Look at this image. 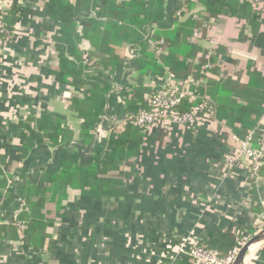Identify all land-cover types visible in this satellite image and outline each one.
<instances>
[{
    "label": "crops",
    "instance_id": "0c3cea01",
    "mask_svg": "<svg viewBox=\"0 0 264 264\" xmlns=\"http://www.w3.org/2000/svg\"><path fill=\"white\" fill-rule=\"evenodd\" d=\"M89 1V9L75 18L73 43L85 67L82 73L94 72L108 81L102 114L107 111L123 120V87L141 88L145 103L168 74L159 76L153 68L143 72L141 56L135 50L136 58L130 59V49L145 42L147 34L164 29L155 25L139 29L134 44L111 47L122 64L114 69L100 66L79 30L94 12L98 15L89 18L105 22V0ZM175 1L182 2L166 0L168 15ZM16 6L12 37L0 46V264H168V260L184 264L186 256L176 254L184 240L256 232L264 216V160L258 176L251 179L246 159L235 155L238 146L231 136L241 138L245 132L241 122L252 114L254 118L249 106L261 103L263 112L253 129L255 144L261 140L264 144V4L242 17L202 21L198 38L190 41L189 69L172 66L177 84H188L218 107V116L201 118L190 127H151L126 171L119 197L84 198L67 187L60 203L51 205L50 224L33 234L32 241L8 218L17 200L26 202L25 192L41 168L49 164L53 171L72 155L74 160H89V148L105 145L109 133L86 146L78 139L83 120L71 102L81 91L52 75L61 62L55 48L59 26L45 18L46 0H16ZM201 11L197 7L193 12ZM187 18L170 16L162 25L172 29ZM210 40L215 50L210 72L205 73L203 58ZM178 55L164 57L166 63ZM64 58L72 61L67 53ZM236 106L242 107V121L231 115ZM42 116L61 120L62 128L72 132V140L66 142L78 145L70 148L71 155L63 145L47 144L40 131ZM258 209L263 212H255ZM246 264H264V243L254 248Z\"/></svg>",
    "mask_w": 264,
    "mask_h": 264
},
{
    "label": "trees",
    "instance_id": "16d2710c",
    "mask_svg": "<svg viewBox=\"0 0 264 264\" xmlns=\"http://www.w3.org/2000/svg\"><path fill=\"white\" fill-rule=\"evenodd\" d=\"M89 2V0H46L44 9L45 18L56 21L59 26V31L55 37L59 46L55 48L59 52L61 62L59 71L53 72L52 75L59 83L81 91V96L72 100L71 109L83 120L78 139L85 146L96 136L95 125L103 112L104 94L109 89L108 81L101 78V75L94 72L82 73L85 67L82 66L78 58L77 47L73 43V35L76 31L75 18L81 11L89 9ZM197 7L203 8L204 11L194 13L193 11ZM16 8V0H13L9 12L3 13L5 14V27L10 34L13 33L14 21L11 20L16 15ZM182 8L190 13V15H186L188 16L187 19L180 23L173 21L175 27L172 29H168L165 24L162 25L164 18L168 20L170 16L171 18L174 15L176 17L177 12ZM252 9H255L254 5L247 0H182V2L175 1L170 6L168 15L166 0H105L103 6L105 22H101V19H85L79 31L92 50L91 57L97 60L100 66L114 69L123 61L114 54L112 46L134 44L137 31L145 26H163L164 30L153 31L151 39L152 41L162 39L165 49L168 51L167 55L162 56L163 53L157 55V47H151L146 41L140 46L136 45V50L141 56L140 67L143 72L153 68L158 70L159 76L164 77L168 73L176 78L178 75L172 66H176L179 71L189 69L186 60L191 57L192 41L190 42V40L202 21L208 17L231 16L238 18L249 14ZM65 53L70 56L72 61L64 58ZM174 55H178L179 59L176 58L167 64L166 60L168 59L164 57L169 58ZM203 59V65H205L206 53ZM163 60L165 63L163 62L162 65L169 69L165 70L162 65L158 64ZM183 85L177 84L181 88ZM142 91L141 88L133 86L123 87L121 96L124 98L123 110L126 115L135 116L140 111L148 110V104L146 101L143 102ZM200 97L198 101L194 102H190L188 99L183 100L178 109L187 111L197 102L206 100L202 96ZM218 106L220 107V104ZM212 109L213 114L215 113L214 116H218V107L213 106ZM232 109V117L238 115L239 120L242 121L240 117L242 107L236 106L237 110ZM249 110L253 111L254 118H251L252 114L244 122H241L245 131L241 138L249 130H255L253 129L255 123L263 112L261 103L250 105ZM40 131L43 137L47 139L49 146L59 147L63 145L62 147H65L70 155L74 152L70 148L73 149L78 145L72 144L71 146L66 142L72 140V132L62 128V121L59 119L42 116ZM147 133V129L135 125L134 121L131 120L120 131H111L105 145L89 148V160H74L75 157L72 155L71 158L62 160L60 165H56L57 167L53 166L56 167L53 171H50L49 166L41 168L38 179H33V183L26 190V202L22 200L23 206L16 216V219L25 226L21 232L27 236L29 241H32L33 234L43 232L46 226L50 224L47 216L51 213L52 203L54 205L60 203L67 187L78 191L84 198L119 197L122 194L120 187H123L126 171L131 167ZM86 150L88 151V149ZM255 212L262 213L263 210L260 209L259 211L258 209ZM18 231L20 232V230ZM254 233L253 231L237 236L209 234L206 238L198 239L196 242L200 246L217 250L222 255H226L237 245L239 240ZM184 264H191L190 259L185 257Z\"/></svg>",
    "mask_w": 264,
    "mask_h": 264
},
{
    "label": "built area",
    "instance_id": "2783aa9c",
    "mask_svg": "<svg viewBox=\"0 0 264 264\" xmlns=\"http://www.w3.org/2000/svg\"><path fill=\"white\" fill-rule=\"evenodd\" d=\"M13 0H0V44L6 45L10 41L12 34L7 32L4 21V12H7L3 7H10ZM243 1V0H242ZM252 3L255 8L260 7L264 4V0H247ZM94 13H91L87 17L94 16ZM190 15L189 11L185 8L180 9L176 17L181 18L182 16ZM152 30V28H149ZM198 30V29H197ZM195 31L190 41H194L198 38V31ZM152 34H147L144 37L151 47L156 48V54L160 55L165 51L164 41L160 39L159 41H152ZM136 47L130 49L129 58L135 59ZM215 43L214 41H209V46L206 51V63L203 65V69H210V58L214 54ZM167 77L163 80L159 88L146 97V103L148 104V110H143L138 112L135 116L125 115L123 120H118L116 116L110 115L105 111L102 121L96 126V136L94 138L95 142H100L105 138L106 134H110V130L113 128L116 131H120L129 121L133 120L134 124L149 130L151 127L160 126L169 128L172 126H185L190 127L194 126L201 118L214 119L212 104L208 100L203 102H197L194 106L190 107L187 111H180L178 107L181 105V102L185 99H188L190 102L198 101L200 95L189 88V85H183L182 88L177 86V82L173 75L167 74ZM203 99V98H202ZM108 134V135H109ZM233 141L237 144V150L235 151L236 156H243L248 163V173L251 179H255L258 176V173L263 166L264 160V144L261 140L258 144H255V131L249 130L246 135L242 138L235 135L231 136ZM16 182H19L16 178ZM23 206V201L21 199L17 200L16 208L13 210L10 217V222L18 230L23 231L25 226L20 223L17 219V213ZM5 219V218H3ZM259 225L260 229L264 228V218ZM258 227V229H259ZM259 229V230H260ZM258 230L256 229V232ZM251 235L242 238L237 242V245L229 251L226 255H222L217 250L205 248L197 244L196 241H187L184 240L176 254L178 256L185 255L190 259L191 264H232L235 256L239 249L244 245V243L250 238ZM168 264H175L171 260H168Z\"/></svg>",
    "mask_w": 264,
    "mask_h": 264
},
{
    "label": "water",
    "instance_id": "95a60500",
    "mask_svg": "<svg viewBox=\"0 0 264 264\" xmlns=\"http://www.w3.org/2000/svg\"><path fill=\"white\" fill-rule=\"evenodd\" d=\"M264 242V228L258 230L250 236V238L244 243V245L239 249L237 255L232 264H244V260L249 254V252L258 243Z\"/></svg>",
    "mask_w": 264,
    "mask_h": 264
},
{
    "label": "rangeland",
    "instance_id": "374dc122",
    "mask_svg": "<svg viewBox=\"0 0 264 264\" xmlns=\"http://www.w3.org/2000/svg\"><path fill=\"white\" fill-rule=\"evenodd\" d=\"M2 9H3V10H4V9H6V11H7L9 8H8V7H3ZM8 12H9V11H8ZM94 13H95V15H94V16L98 15V13H97V12H94ZM94 16H93V17H94ZM0 46H2V47H3V46H5V45H3V44H0ZM204 70H205V71H204L205 73H208V72H210V71H208V70H210V69H204ZM0 87H1V79H0ZM111 131H116V129L114 128V130H110L109 132L111 133ZM116 132H118V131H116ZM48 165H49V164H48ZM48 165H47V166H48ZM49 166H50V165H49ZM263 215H264V214H263ZM263 218H264V216H263ZM262 221H263V219H262ZM262 221H261V222H262ZM260 224H262V223H260ZM260 224H259V225H260ZM259 225H258V227H259ZM259 229H260V227H259ZM259 229L257 228V230H259Z\"/></svg>",
    "mask_w": 264,
    "mask_h": 264
},
{
    "label": "bare ground",
    "instance_id": "6f19581e",
    "mask_svg": "<svg viewBox=\"0 0 264 264\" xmlns=\"http://www.w3.org/2000/svg\"><path fill=\"white\" fill-rule=\"evenodd\" d=\"M264 243V242H263ZM263 243H258V244H256L255 246H254V248H256L257 246H259L260 244H263ZM254 248L249 252V254L254 250ZM249 254L247 255V257L245 258V260H244V264H246V260H247V258L249 257Z\"/></svg>",
    "mask_w": 264,
    "mask_h": 264
}]
</instances>
